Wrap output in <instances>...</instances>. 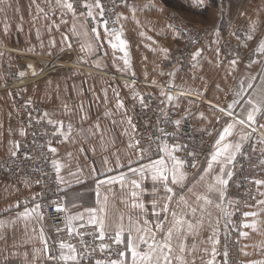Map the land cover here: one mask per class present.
Listing matches in <instances>:
<instances>
[{
  "label": "crops",
  "instance_id": "0c3cea01",
  "mask_svg": "<svg viewBox=\"0 0 264 264\" xmlns=\"http://www.w3.org/2000/svg\"><path fill=\"white\" fill-rule=\"evenodd\" d=\"M174 1L184 8L172 6L167 0H125V4L119 9V16L123 26L121 38L127 41L131 62V66L126 67L121 59L123 52L113 49L108 43L109 39L116 42L115 37L106 35L100 24V41L97 44L88 20L81 14L74 18L71 12L62 7L64 0L60 3L57 0H0V69L2 65L8 64L24 72L22 78L30 81L21 89L24 99L30 103L43 102L45 110L42 115L48 113L47 117L44 116L46 120L62 121L72 126L68 139L55 145V160L62 165L57 173L68 214L76 215L89 207L98 208L96 185L103 180L105 183L100 187L101 197L108 196L109 223L113 225L108 232H113L114 223H119L121 215L124 216L126 227L129 216L133 220L139 219L141 223L146 217L154 225L157 216L153 213L152 201L155 199L157 209H162L169 195L160 183L155 184L156 190L153 191L154 183L149 174L147 179L141 180V186L146 191L140 199L147 209L146 214L141 215L142 210L131 208L130 184L126 181V186L121 188L119 183L108 182L109 178L118 177L122 173L127 180L140 179L138 176L134 177L130 169L140 168L160 158L149 157L135 148L136 129L133 128L132 121L129 123L133 102L147 94L162 97L167 108L178 112L180 117L190 118L198 126H212L214 131L211 146L205 157L208 163L211 153L215 151V141L226 126L225 122L231 121V118L224 116L213 106L227 107L240 91L241 80L249 95H254L251 89L246 88L252 77H256L257 89L261 85L264 62L238 61L235 65L231 62L221 64L217 44L224 38H233L237 26L245 23L258 48L260 41L264 40V0ZM98 11L94 10L97 15L96 25L100 23ZM181 15L185 18L194 17L202 27L218 31L211 35L206 44L197 48L196 52L202 50L201 55L193 60L188 73L175 70L169 74L161 69L160 62L167 56V49L180 36L177 25ZM81 23L89 33L87 39L96 49L91 54L87 48L82 49L86 38L72 31L73 24L76 25L77 32L83 31ZM64 53L66 60L76 58L75 62L81 68L71 67L69 64L47 76L35 78L41 71L37 58H55ZM113 74L117 77H111ZM131 79L140 80L144 85L134 84ZM162 90L166 95H161ZM167 95L173 97L171 102L167 100ZM118 101L123 102V108L117 107ZM235 113H240L239 106ZM255 125L259 133L256 137V149L264 153V127H261L264 125V112L257 114ZM249 130L247 129L248 132ZM22 131L0 70L1 159L14 157L11 155L13 151L16 154L19 152L24 141ZM229 139L236 142L239 137L234 134ZM245 144L246 141L243 146ZM175 155L178 156L177 152ZM206 169L207 165L194 172L184 168L187 179L183 186L169 182L176 193L168 205L169 213L173 210L178 213L182 210L188 212L179 201V196L183 195L190 205L198 207L195 217L189 212L187 218L194 222L203 219L202 226L197 229L198 234L186 238L188 246L195 244L197 248V251L187 255L189 260L199 256L207 257L202 249L212 247L209 237L215 232L217 238L223 219L222 208L226 207L231 197L228 185L223 202L218 194L207 192L206 186L214 183L219 165L214 164L207 175ZM229 169L233 170L232 164L225 171ZM202 175L203 180L200 179ZM189 188H192L191 192L188 191ZM35 192L36 188L31 182L21 183L16 188L10 181H0V222L3 224L0 227V264H54V261L48 259L44 244L46 236L43 232L42 239V227L35 216L24 217L22 213L26 209L17 207L23 195L32 196ZM193 193L206 194L213 201L211 205L205 206L203 214ZM202 203L200 202L201 205ZM217 203H221V208L215 206ZM258 206L257 204L247 211L259 213L256 217L246 218L245 224H256V228L248 227L250 233L257 228L261 229L259 222L262 220H258L261 211ZM164 215L160 211V217L163 218ZM85 218L87 219V215ZM171 219V215H168V221ZM43 223L49 226L46 221ZM79 223L74 222L72 227L78 228ZM167 226L166 221L165 227ZM245 229L247 230L243 227L241 236L246 237L243 235ZM157 238H160L159 233ZM195 264H198L197 260Z\"/></svg>",
  "mask_w": 264,
  "mask_h": 264
},
{
  "label": "built area",
  "instance_id": "2783aa9c",
  "mask_svg": "<svg viewBox=\"0 0 264 264\" xmlns=\"http://www.w3.org/2000/svg\"><path fill=\"white\" fill-rule=\"evenodd\" d=\"M71 2L74 4L76 15L86 12V9L81 7L83 0H71ZM100 2L104 5V18L108 20L109 27H115L119 31L120 21L119 24H113V20L119 16V9L125 4V0H100ZM87 20L91 29L96 26L97 20L90 18ZM177 29L180 36L175 44L167 49V56L160 62V65L166 73L170 74L176 70L186 74L191 70L192 57L197 48L206 44L218 29H201L194 24L183 23H179ZM234 32L233 38H224L217 44L219 62L222 64L236 60L237 62L251 63L256 59L264 62V55L257 56L256 54L258 48L253 43L254 37L248 25L241 24ZM249 35L252 36L250 40L248 39ZM65 53L55 58H37L41 71L35 78L45 73L49 75L57 69L73 64L76 58L66 60ZM0 70L5 89L13 102L15 116H17L18 123L24 132V141L16 156L0 158V181H10L16 188H19L24 182L34 184L35 194L32 196L23 195L18 201V209L31 210L37 204L40 205L38 211L42 214V219L34 216L48 241L46 250L48 256L57 251L58 243L61 240L76 244L77 248L83 251L84 249L78 243L79 238L68 234V209L64 202L57 170L52 163L55 160V153L49 151L50 147L55 148V145L65 139L59 132V126L54 127L48 124L42 115L45 110L43 102L30 103L24 99L21 89L30 81L20 76V69L4 64ZM111 77L117 76L113 74ZM131 82L139 86L144 85V82L140 80L131 79ZM143 98V104L139 99L131 104L130 110V119L136 129V141H139L138 145L134 144L135 148L138 151L145 149L146 151L142 153L149 157H161L163 153L159 148L162 147V143H167L170 146L176 145L180 149L177 151L178 157L186 161L184 168L189 172H194L203 164L209 152L213 127L210 125L198 126L190 118L180 117L178 112L167 108L162 97L147 94ZM176 121H180L179 125L176 124ZM68 125V123H63V131H67ZM253 127L256 131L249 130L250 135L246 144L233 163V176L227 189L229 193L233 192L236 198L232 204L226 203L225 208L232 215L226 217L223 214L219 228L220 264H225L223 256L225 250L228 252L227 261L229 264H245L239 242L242 227L247 221L244 213L256 206L258 186L255 181L264 174V153L256 149V137L259 133L257 126L253 125ZM160 129H163L164 133H161ZM209 132L211 135L208 134ZM189 153H195V156L193 157ZM193 162L196 163L195 168L191 167ZM57 206L61 208L60 211H57ZM43 221H46L49 226H45ZM77 230L81 232L96 231L94 227H78ZM84 239L89 242L90 248L97 250L83 264L86 262L95 263L97 259L117 258L109 253H101L98 250L101 241L94 240L93 236H85ZM104 242L111 244L113 252L124 249L123 245L112 244L107 238Z\"/></svg>",
  "mask_w": 264,
  "mask_h": 264
},
{
  "label": "snow or ice",
  "instance_id": "6c2138e0",
  "mask_svg": "<svg viewBox=\"0 0 264 264\" xmlns=\"http://www.w3.org/2000/svg\"><path fill=\"white\" fill-rule=\"evenodd\" d=\"M57 2L60 3L61 0H57ZM200 2H202V0H200ZM62 7L71 12L74 18L76 17L74 4L71 2V0H64ZM81 7L86 9V12L81 13V15L84 16L86 20L89 18L96 20L97 15L95 14L94 10H99L98 16L100 23H98L91 30L94 34V40L97 42V44H99V27L100 24H102L104 33L108 36L115 37L116 42H113L111 39H109L108 43L113 49H119L121 52H123L121 59L123 60V63L126 67H130L131 62L129 53L127 51L128 44L126 40L121 38L123 26L121 25L119 31L115 27H109L108 20L104 18V5L100 2V0H94V2H91V0H83ZM133 12H135V9H133ZM120 19L121 16H117L116 19L113 20V24H119ZM80 28L83 31L77 32L76 25L73 24L72 31L77 35H82L86 38V42L84 45H82V49L87 48L88 53L91 54L96 49L93 47V43L87 39L89 33L87 29H85L83 23H81ZM237 38L239 39V37ZM65 39H67V37H65ZM248 39H252V36L249 35ZM201 51L202 50H198L193 54V60H196V58L201 55ZM256 54L257 56L264 55V40L260 41ZM236 62V60L231 61L233 65H235ZM253 62L258 63L259 60L257 59ZM20 76L23 77L24 72H21ZM255 80L256 77H252V79L246 85V88L251 89L254 95L248 94V92L245 90L244 81L241 80L240 91L235 94L236 98L233 99V101L227 107L213 106L217 111L224 114V116L231 118L230 122H225L226 126L223 127L218 139H216L214 145L215 151L211 153L210 160L207 163V169L205 170V175H207L208 172L212 171L214 164L219 165V172L214 177V183L207 184L206 190L208 193L218 194L221 202L225 201L226 199V187L233 175L230 169L227 171H225V169L235 162L237 155L241 152L244 141H246L250 135L247 129L256 131L253 125L256 124L257 114L264 112V74H261V85L258 89L255 87ZM116 95L118 96L119 94L116 93ZM161 95H166V93L162 90ZM167 100L171 102L173 97L171 95H167ZM241 101H243V103H241ZM140 102L142 104L144 103L143 97H140ZM237 106L240 107L239 114L235 113ZM117 107L123 108V102L118 101ZM44 116L47 117L48 113H44ZM217 121L219 122V117H217ZM47 123L53 125L54 127L58 125L60 134L65 140L68 139V136L72 131V126L70 124L68 125L67 131L65 132L63 131L64 126L62 121H53L52 119H48ZM129 123L131 124L130 119ZM179 123L180 121H176L177 125H179ZM134 127L135 126L133 125V128ZM261 127H264V125ZM237 129H239V131H237ZM160 132L164 133V130L160 129ZM21 134H24L23 131ZM208 134L211 135V132ZM234 134L239 137V140L236 142H233L229 139ZM135 143L138 145L139 141H136ZM262 143H264V140H262ZM159 150L164 154L160 158L152 160L140 168L130 169L133 176H138L140 179L132 178L127 180L125 174L122 173L118 177L109 178L108 181L109 183H119L121 188L126 186V181L130 184L129 196L131 199V208L142 210L141 215H145L147 212L145 205L140 199L142 193L146 191V189L142 188L141 186V180L147 179L148 175L150 174V178L154 183L153 191L156 190L155 184L160 183L165 188V191L169 193V195L166 197V202L162 209H157V202L155 199L152 201L153 213L157 216V220L154 225H152V222L146 217L141 223L139 219L133 220L132 217L129 216L126 227L124 224V216L121 215L119 217V223H114L113 232L109 233L108 229L113 227V225L109 223L107 210L108 196L104 195L101 197L100 187L105 183V181L101 180L98 181L96 185V197L99 207L85 208L83 212L77 213L76 215H70L67 218V223L69 225L68 234L70 236L74 235L75 237H78V243L84 250L80 251L76 244L61 240L58 243L57 251L49 255L48 259L54 261V264H83V262L97 250L96 248H90L89 242L84 239L85 236H93L94 240L101 241V243L98 245V250L101 253H109L117 257L116 259H97L95 260V264H195V260H189L187 255L197 251L196 245L192 244L191 246H188L186 244V238L189 235L196 236L198 234L197 229L202 226L203 219L201 218L199 221L194 222L193 219H188L187 216L190 212L191 216L194 218L196 212L198 211V207L190 205L183 195L179 196V201L184 204V206L188 209V212L182 210L178 213L177 211L173 210L169 213L168 207L173 196L176 195L174 189L169 186V182L172 185L183 186L184 181L187 179V173L184 171L186 161L175 155V153L180 150L176 145L170 146L167 143H162V147H160ZM49 151L55 153L57 150L54 147H50ZM140 151L144 152L146 150L141 149ZM11 155L15 156L16 152L13 151ZM189 155L194 157L195 153H189ZM141 158H143V156H141ZM52 163L55 166L57 172H59L60 168L62 167L60 162L53 160ZM191 167L195 168L196 163L193 162ZM200 179L203 180L204 176L202 175ZM255 183L257 186H261L264 185V180H257ZM188 191L191 192L192 188H189ZM193 194L196 198V204L199 205V210L203 214L205 206L211 205L213 201L206 194ZM260 195L264 196V192H261ZM200 202H203L202 205ZM125 203H127V201H125ZM257 204L264 205V200L257 201ZM18 206L19 205H17V207ZM215 206L221 208V203H217ZM39 208L40 205L37 204L35 208L31 210L26 209L22 215L24 217L35 215L37 218L42 219V214L38 211ZM60 210L61 208L57 206V211ZM160 211L165 214L163 218L160 217ZM222 212L226 217H230L232 215V213H230L227 208H222ZM85 215H87V219L85 218ZM168 215H171V221H168ZM244 215L246 217H256L259 215V213L246 212ZM77 221L80 222L79 228L94 227L96 231H78L76 227H72L73 223ZM166 221L168 223L167 227H165ZM243 226L245 228H256L255 223L251 225L245 224ZM0 227H3L2 222H0ZM125 232H127V238H125ZM158 233L160 234L159 239L157 238ZM41 235L43 239L42 228ZM243 235L246 236L247 233L245 232ZM106 238L110 240L112 244L124 245V249L113 252L111 244L104 242ZM209 241L211 242L212 247L210 249H202L205 255L209 258L205 259L202 256L201 264H216V257L218 254L216 245L219 244V239L216 238L215 232L209 237ZM44 244L45 249L47 250L48 241L46 239L44 240ZM223 256L225 258V264H229L227 261L228 252L226 250L224 251ZM252 264H264V260L253 261Z\"/></svg>",
  "mask_w": 264,
  "mask_h": 264
},
{
  "label": "rangeland",
  "instance_id": "374dc122",
  "mask_svg": "<svg viewBox=\"0 0 264 264\" xmlns=\"http://www.w3.org/2000/svg\"><path fill=\"white\" fill-rule=\"evenodd\" d=\"M167 2H169L172 6H177V8H181V7L184 8V6H182V4L180 5V3L175 2L174 0H167ZM178 18H179L180 23L187 24V25L194 24L195 26H197L201 29H207V27H202L200 24H198V22H196V20H195L196 18H194V17L193 18H185V17H182V15H181ZM242 24H245V23H242ZM239 25H241V24H239ZM75 64H77V62H74L70 66L71 67L81 66L80 64H78V65H75ZM47 74L45 73L39 77L45 76ZM206 165H207V159L205 158V161L203 162V164H201L200 167H198V168H204ZM232 168H233V164H232ZM232 173H233V170H232ZM259 180H264V174L262 175V178H260ZM257 189H258L257 193H256L257 201L258 200H264V196L260 195L261 192H264V185L259 186V188H257ZM235 198H236V195L233 192H231L229 204H232L234 202ZM256 205H257V202H256ZM259 206H260V211H261L260 212L261 217H258V220H260V218L262 220V221L260 220L261 222H259L261 229L257 228V230L255 232L252 231V233H250L248 231V228H247V230L245 229V231L247 233L246 237L241 236V233H240V237H239V242H240L241 252H242V258H243L245 264H252L253 261L264 260V205H259ZM249 218H251V217H249ZM249 218H248V220H249ZM250 221L251 220H249V223H250ZM220 227H221V223H220L219 228ZM243 227H242V229H243ZM218 234H219V229L217 231V238L219 239V244H220V238L218 237ZM219 244L216 245L217 253L219 250ZM208 248H209V246H208ZM204 258L208 259L209 257L207 256ZM198 259H200V260H198ZM194 260H197L198 264H201V257L200 256ZM216 264H220L219 253L217 254Z\"/></svg>",
  "mask_w": 264,
  "mask_h": 264
},
{
  "label": "bare ground",
  "instance_id": "6f19581e",
  "mask_svg": "<svg viewBox=\"0 0 264 264\" xmlns=\"http://www.w3.org/2000/svg\"><path fill=\"white\" fill-rule=\"evenodd\" d=\"M78 68H81V66H77Z\"/></svg>",
  "mask_w": 264,
  "mask_h": 264
}]
</instances>
